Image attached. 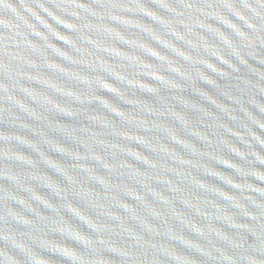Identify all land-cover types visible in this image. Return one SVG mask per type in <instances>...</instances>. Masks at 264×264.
Here are the masks:
<instances>
[{"label":"water","instance_id":"1","mask_svg":"<svg viewBox=\"0 0 264 264\" xmlns=\"http://www.w3.org/2000/svg\"><path fill=\"white\" fill-rule=\"evenodd\" d=\"M0 264H264V0H0Z\"/></svg>","mask_w":264,"mask_h":264}]
</instances>
